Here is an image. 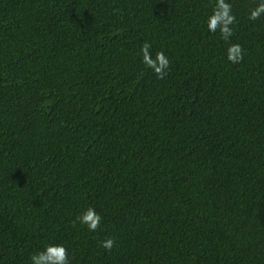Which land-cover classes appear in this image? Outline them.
<instances>
[{"label": "trees", "instance_id": "trees-1", "mask_svg": "<svg viewBox=\"0 0 264 264\" xmlns=\"http://www.w3.org/2000/svg\"><path fill=\"white\" fill-rule=\"evenodd\" d=\"M213 3L0 0V264H264V16L231 0L232 64Z\"/></svg>", "mask_w": 264, "mask_h": 264}, {"label": "clouds", "instance_id": "clouds-1", "mask_svg": "<svg viewBox=\"0 0 264 264\" xmlns=\"http://www.w3.org/2000/svg\"><path fill=\"white\" fill-rule=\"evenodd\" d=\"M264 16V0H257L255 7L248 10V19L256 21ZM236 23V15L233 12L231 0H214L211 12L206 15L205 24L209 33L220 34V38L227 44L225 58L232 64H238L243 60V48L236 42H229L233 34V25ZM151 44L145 42L140 47V55L146 67L152 70L157 78L163 79L169 70L170 60L163 51L150 52ZM102 217L92 206L84 207L75 217L73 224L79 223L90 232H96L100 227ZM114 239L105 238L101 241V247L110 251L113 248ZM30 264H69L68 252L63 243L50 242L43 248L36 250L29 257Z\"/></svg>", "mask_w": 264, "mask_h": 264}]
</instances>
